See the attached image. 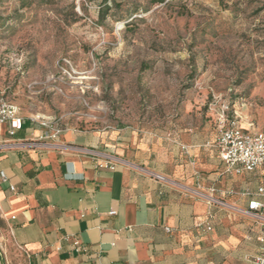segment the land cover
Segmentation results:
<instances>
[{"label":"rangeland","instance_id":"rangeland-1","mask_svg":"<svg viewBox=\"0 0 264 264\" xmlns=\"http://www.w3.org/2000/svg\"><path fill=\"white\" fill-rule=\"evenodd\" d=\"M0 91L156 146L214 140L224 104L264 131V0H0Z\"/></svg>","mask_w":264,"mask_h":264},{"label":"crops","instance_id":"crops-1","mask_svg":"<svg viewBox=\"0 0 264 264\" xmlns=\"http://www.w3.org/2000/svg\"><path fill=\"white\" fill-rule=\"evenodd\" d=\"M214 140L0 126V264H256L264 217L243 194L264 185V168L227 173Z\"/></svg>","mask_w":264,"mask_h":264},{"label":"built area","instance_id":"built-area-1","mask_svg":"<svg viewBox=\"0 0 264 264\" xmlns=\"http://www.w3.org/2000/svg\"><path fill=\"white\" fill-rule=\"evenodd\" d=\"M222 112L217 115V137L213 142L207 143V146L213 148L223 162L226 172L235 176L251 174L260 168H264V131L257 129H245L238 120L228 117L229 106L224 104ZM24 116L20 108L13 102L7 100L0 91V126H7V134L15 137L24 129ZM32 122L38 123L44 129V138L56 140L66 129V126L58 120L40 115H32L29 118ZM186 149V147H183ZM112 164L106 163L107 167ZM0 177L6 180V174L0 172ZM157 179L163 180L162 175H156ZM14 190L13 187H11ZM212 193L214 190H210ZM243 195L253 196L255 198L249 204L250 211L254 215L264 217V185L260 186L256 192H245ZM213 202H219L213 194L210 196ZM111 215L116 212L112 211ZM13 219L15 217H12ZM207 231L212 230L208 226ZM66 239H69L68 237ZM260 244V255L255 259L256 264H264V225L258 237ZM73 245L78 251L84 248L79 240H74ZM22 249L21 246H17ZM9 264V263H8Z\"/></svg>","mask_w":264,"mask_h":264},{"label":"trees","instance_id":"trees-1","mask_svg":"<svg viewBox=\"0 0 264 264\" xmlns=\"http://www.w3.org/2000/svg\"><path fill=\"white\" fill-rule=\"evenodd\" d=\"M108 9H110L109 6H107L105 10H108ZM100 18L104 19V13H100Z\"/></svg>","mask_w":264,"mask_h":264},{"label":"bare ground","instance_id":"bare-ground-1","mask_svg":"<svg viewBox=\"0 0 264 264\" xmlns=\"http://www.w3.org/2000/svg\"><path fill=\"white\" fill-rule=\"evenodd\" d=\"M35 116H40L39 114H36Z\"/></svg>","mask_w":264,"mask_h":264}]
</instances>
